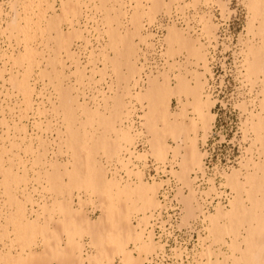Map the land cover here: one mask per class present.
I'll use <instances>...</instances> for the list:
<instances>
[{"label":"rangeland","instance_id":"374dc122","mask_svg":"<svg viewBox=\"0 0 264 264\" xmlns=\"http://www.w3.org/2000/svg\"><path fill=\"white\" fill-rule=\"evenodd\" d=\"M66 1L68 0H20V5L14 8L15 0H0V43L2 42L0 47L2 45L6 48L0 51V216L2 215L0 219L4 222L0 227V246L14 239L17 249L20 250L18 253L27 257L30 251L37 246L38 241L44 248L47 242H52L55 246H66L69 241L74 240L85 245L86 253H94L92 237L88 233L81 230H68L57 232L56 235L50 234L57 223L70 220L65 209L68 203H71L70 200L74 199L76 209L82 208L90 212L89 216L94 221L101 215L95 196L85 192L84 189H78L77 186L65 187L69 178L63 170L66 166L70 169L71 165H74L73 156L74 153L76 155L77 148L82 147V140L83 143L87 140L88 144L84 143L85 146L88 145L87 149L93 146L92 150H88L93 163L89 164L91 167L94 166L93 169L98 166L109 169L110 162L114 161L115 155L111 156L113 153L109 152V147H107L108 151H105L104 146L98 145L100 137L102 142L105 138L110 142L109 144L119 142L118 145L122 146L121 155L126 152L124 151L126 148L133 149V146L123 141V133L120 134L118 131L121 129L122 122H126L125 118L131 117L133 111L137 112L133 113L132 117L138 114L141 118V116L145 117L149 109V103L143 100L141 94L145 92L139 91L141 94H138L139 98L136 94L139 88L134 87L136 81L141 80L140 74H143V68L140 70L141 48L145 46L150 48L152 45L149 44L151 38H143V35H148L145 30L147 24L152 26L153 34L161 28L163 39L165 37V48L162 57L160 56L163 65L159 72L165 69L166 73H164L167 76L163 74L162 77L158 72H156L158 75L154 73L150 76L157 75L154 79L159 78L161 82H164V79H169L170 75L173 83L174 78L180 75L187 77L192 83L196 82L197 77H200L201 81L204 80L202 83L206 80L205 95H211V100L215 101L211 109L215 115V121L207 139L203 142L202 132L198 141V148L205 155L203 157L204 173L197 170V174H194L191 171L190 176L192 179L197 178L196 189L198 188L200 193L206 192L205 195L202 194L204 212L214 213L218 203L228 206L230 199L236 196L232 185L228 183L229 177L234 173L232 171L238 170L241 174L240 180L244 182L248 173L253 175L252 170L256 172L260 163L264 162L261 146L254 141L256 137H253L255 134L251 131L253 123L258 121L259 112V116L263 114L264 75L261 72L262 74L255 76L256 79L255 77L249 79L246 75L248 63H245L248 50L256 47L259 50L262 47L260 45L264 43L262 41L261 44L264 38L260 37L264 34L258 31L261 20L256 19L251 14L253 12H250L252 1L156 0L153 4L146 0H70L78 8V13L66 18L61 17L59 20L52 18L53 23L49 26L50 18L55 15L54 11L60 14ZM22 2L26 6L29 4L28 12L25 11ZM138 2H141V5ZM40 7L46 9L45 21L40 20ZM208 14L212 16L211 20ZM15 16L18 17L17 21L23 28L30 25L35 29L39 20L45 30L37 32L36 35L30 33L31 31L29 34L22 30L19 31L11 25ZM202 16L205 18H201ZM253 16L254 19H252ZM84 17L88 20H82ZM46 20H49L48 23ZM83 21L85 24L82 26ZM173 25L177 27L176 29H182L181 32L184 30L175 40L176 42L169 35L170 29L174 28ZM251 25L254 27L250 28ZM75 30L82 33L80 39L74 35L69 36ZM134 31L135 35H133ZM126 32L133 35L130 40L128 39L129 42L132 39L130 43L127 39L125 42L120 40ZM124 36L126 37V34ZM146 40L147 42L143 45V41ZM96 41L98 44L95 46L93 43L96 44ZM78 43H82L78 45L81 46L80 51L86 52L83 55L86 59L83 61L74 50ZM28 47L38 52L33 60L25 56ZM189 52L193 57L189 56ZM203 60H207L206 66ZM13 76L17 82L13 81L11 78ZM20 81L25 82L24 89L18 86L17 83ZM140 90L143 89L140 88ZM84 100L88 104L80 106V103L85 102ZM65 101H68L66 102L68 105L64 103ZM172 102L173 111H176L177 99L174 98ZM88 109H90L89 112H87ZM92 110L91 114H94L96 110L98 114L95 116L103 114L100 116L103 118L88 117ZM253 115L255 121L250 118ZM91 116L94 117V115ZM68 130L74 139H80L79 137L83 136L81 141L74 140L76 142L74 147L78 146L75 149L69 145ZM85 134H87V139ZM140 137L143 138V143L148 142L144 136ZM140 137L136 138L140 139ZM166 142L170 148L164 158L158 157L153 152L145 157L138 156V152L143 154L148 147L144 151L136 152L137 154L132 157L129 156L133 163H129L130 166L127 165L129 169L138 172L136 169L141 168L135 166V169L133 164L147 165L150 161L147 173L159 178L158 181L162 184L160 200H163V193L168 192L166 196L178 204L180 211L175 227L170 230L172 236L163 240L164 249H157L158 256L154 253L146 264H206L208 259L200 254L205 248L201 247L199 234L203 237L208 235L205 230L208 222L202 221L201 223L200 220L204 218L200 215V218L192 221L190 226H179L182 217L180 208L182 207L174 198L178 184L182 185L180 183L182 181L179 180L180 175L176 174L180 170V156L177 154L179 152H177L178 143L172 137ZM253 142H255L254 145ZM125 154L128 155V153ZM135 156L139 158L136 159ZM110 159L113 160L110 161ZM56 163L60 166L58 167ZM120 164L115 165L119 167L120 175L122 172L125 173L121 176L127 180V169H125L127 166ZM154 164L159 169L162 168L163 172H155ZM254 164H256L255 167ZM90 171L95 173L91 168L89 174ZM258 171L261 174L260 170ZM93 175L94 179L98 180L95 178L98 174ZM133 176L131 178L136 180L134 182H138L139 176L136 174ZM147 179H149L148 175ZM147 179L146 182H149ZM59 180L61 181L58 182ZM79 194H81V200L77 198ZM74 204L71 203L72 206ZM96 205L98 209H95ZM40 206H42L40 223L48 230L44 235L30 227L28 223L32 222L26 218L28 210L31 212L33 208L32 210L36 212V209L40 210ZM141 206L142 204H139L138 208L140 209ZM154 212L156 211L150 212L149 216ZM35 216L36 214L33 213V219ZM136 220L138 218L134 219V224L137 226ZM243 228L237 230L244 234ZM234 229L233 227L232 231L237 233L238 231ZM232 234L223 235V241H219V244H211L212 250L216 253L215 257H212L213 264L217 260L223 261L232 252H229L231 248L227 249L230 244H235L233 240L236 236ZM236 239L235 242L240 244L241 240L238 237ZM210 243L214 242L210 240L207 245L210 246ZM238 246L242 247L243 244ZM129 247L137 255L133 243H130ZM179 252L181 255L177 256ZM236 253L239 255V251ZM114 262L121 264L119 258L114 259ZM0 264L3 263L0 261ZM84 264H89V262L85 261Z\"/></svg>","mask_w":264,"mask_h":264},{"label":"bare ground","instance_id":"6f19581e","mask_svg":"<svg viewBox=\"0 0 264 264\" xmlns=\"http://www.w3.org/2000/svg\"><path fill=\"white\" fill-rule=\"evenodd\" d=\"M146 1L147 2L149 1L150 3L156 2V0H146ZM197 1L199 0H196V2ZM250 1H252V4H251L252 11L250 10V12H253L251 14L254 15L256 19L261 20L259 21L261 22L260 24L261 26L260 25L258 26V28L260 27L258 31L264 34V0H250ZM13 3H14L13 7L15 8V6L20 5V0H17V1L15 0V2ZM22 3L21 4L24 5V2ZM24 6H25L24 7L25 11L27 10L26 12H28L27 6L26 5ZM62 7L63 8L61 9L60 14L57 13V11L56 12L54 11L53 14H55L54 15L55 17L54 16L51 17L50 21L46 20L47 23L49 21V26H51V24L53 23L52 18L54 20H59L61 17L66 18L70 15L78 13V8L70 0L66 1V3ZM39 16H40L41 21L46 19V9H43L40 7ZM204 16H202L201 18L204 19L205 18ZM209 16L211 17L210 18L211 20L212 16L211 15ZM254 16L252 17V19H254ZM17 20H18V17L15 16L13 18V22L11 23L12 27H14L17 30L19 29V31L22 30L27 34H29V32L31 31L30 33H33L34 35H36L37 32H43V30H45L42 28L39 20H38L39 23H36L35 27L37 28L35 29H33L30 25H27V28L25 27L23 28L21 23L18 22ZM82 20H88V19L84 17ZM83 24H85V21H83L82 26ZM203 24L206 25V23H203ZM173 27L174 28H172L171 26L172 29H170L169 35H170V38H172V40L175 41L178 39V37H180V35L184 32V30L183 32H181L182 29L181 30L176 29L177 27L175 25H173ZM251 27L253 28L254 25L253 26L251 25L250 28ZM145 30H147L146 32L148 33L146 34L148 35H145V36L143 35V38L145 39L151 38V43L149 44H152V45L150 48H146V51L142 48H141L142 51L141 50L140 51L141 53L144 54L145 62H147L148 59L146 58L145 53L148 52L150 49L154 48V44L152 40L154 35L152 33L150 34L149 33L150 31L148 29H145ZM179 30L181 33L179 32ZM251 30L253 31L254 29H251ZM135 31L137 32L136 29ZM135 31L133 32V35H135ZM128 32L130 33L131 31H128ZM125 34H126V37L124 36ZM125 34L123 35L124 38L123 36L122 38L120 37V40L122 39L121 41L125 42L128 39L130 40V38L133 37L132 34H128L127 32ZM71 35H74L76 38H79V39L82 37V33H80L78 30L77 31L75 30L72 34H69V36ZM137 35L138 34L136 33V36ZM260 37L264 38V35ZM164 40H165V37H164ZM262 41L264 42V39L261 40V44H262ZM144 42L146 43L147 40L143 41V45L145 44ZM0 44H2V42ZM81 44L79 43L76 44L75 49H74L75 52H77L80 55L79 57H81L82 52L80 51V48H79L81 46H78V45H81ZM260 46L262 47H260L259 50L256 49L258 47L252 48V49H250L251 48L250 47L249 48L250 51L248 50L249 53L248 52L246 53V55L248 54L247 55L248 57L245 56V63H248L247 64L248 66H246L247 67L246 75L248 76L249 79H251L252 77L258 76L261 72L264 75V55H262V53H264V43L263 45H260ZM67 48L68 47L66 46V50ZM253 49L254 50L256 49L257 51L256 50L254 51ZM2 50H6V48H4L1 45L0 51ZM25 53H26L25 56L27 55V57H30V59L33 60V58L37 55L38 52L36 49H31L30 47H28ZM162 54H163V51H162ZM189 54H190L189 56H192L190 52ZM205 54H202V55H205ZM202 62L206 66L207 60L205 61L203 60ZM140 64H141L140 70L143 68L142 72L145 73L146 75L144 78L143 74H140L141 80H137L134 87L138 86L139 88L138 92L136 93L137 95L140 94L139 91L145 92L144 94L143 93L141 94L143 96V100L149 103L148 105L149 109L147 107L148 112L145 113V117L141 116L142 118L141 120L138 114H135L132 117L133 113L137 112V111L135 112L133 111L131 114V117L129 116L125 118L127 121L122 122V126L120 130H122L123 132H119L120 130L119 131L117 130L118 133L120 134L123 133L122 134L123 141H125V143L130 144L129 146L131 147L133 146V149L126 148V150L124 151H126L125 153H128V155L125 153L121 155L120 152L122 153V150H121L122 146L121 144L118 145L119 142L118 144L117 142L109 144L110 142H108L107 139L103 138L106 141L103 140L102 142L101 141L102 138L100 137V140L98 141L99 144L96 141L97 144L99 146H104V149L106 148L105 151L110 150L109 152L113 153V154L110 153L111 156L115 155L113 158L114 161L116 160L115 158H117V160L115 162L113 161V163L110 162L109 164V166L111 167V169L109 167L110 170L107 169L106 167L103 169L101 166H100L101 168L98 166L99 169L98 167L96 169L95 168L93 169L94 166L91 167L90 165L92 163L90 160V157L92 158V156H90V153L88 151L90 149L92 150L93 146L90 148L88 147L87 149L86 147L88 145L85 146V144H88V142L86 143L87 140L84 141L85 143L84 144L82 140L83 138H81L83 136H80L79 134L80 139L78 138L77 139L79 141L82 140V144H81L82 147L77 148L78 150L76 149L77 150L76 155L74 153V156H73L75 160L74 165L72 164L70 169H68L67 166H66L67 168L66 167H64L65 169L63 168L64 169L63 171H65L64 174H66L69 178L68 179L69 181L65 185V187L66 186L67 187L77 186L78 189H84L85 192L91 193V195L95 196L97 199L96 204L98 203V208H100L99 210L101 211V215L98 217L97 220L94 221L89 216L90 212L88 213V211L82 208L76 209L74 207L76 206L74 204V199L70 200L71 203L74 205L72 206L71 203L69 202L65 208L70 220L57 223L56 227L54 228V231H50V234L56 235L57 232H61V231L67 232L68 230L70 231L71 230H81L84 233H88L92 237V241H93L92 245L94 246V249H95L94 253L93 252H92L93 254L89 252L86 253L85 245L80 242L74 241V240L69 241L66 244V246L65 245L55 246L52 242H47L44 248L41 247L40 241H38L37 246L34 248V250L33 251L31 250L30 253L27 255V257H24L23 254L18 253L20 250L17 249L15 240L10 239L9 242L7 243L5 242L3 246H0V261L3 264H84L85 261H88L89 264H115L114 259L116 258H119L121 260V264H146L147 262H149V258L152 257L154 253H156L157 249H161V250L164 249V245H162L163 241L160 238H159V241H156L158 239L156 238L154 234V228L158 224H160L161 228H163V226H165L167 223L170 224L172 222V216L169 213V210L173 209V206L170 204L175 201L171 200L168 196H166V193H163L162 195L164 200L162 201L160 200L159 195H160L161 187H162L161 181H158L159 178H156V177H151L150 179H147L146 168L148 167V163L150 161L147 163V165L145 164L146 166L144 165V163L133 164L134 168L135 166L136 168L138 166L142 169L141 170V169L135 168L136 171L138 172H135V170L129 169L127 165L129 163L130 164L133 163L131 161V157L133 155H136L137 154L136 152L144 151L148 147L149 148L148 150H146L145 153L141 154L138 152V156L145 157L151 154V152H153L158 157L164 158L170 148V146L166 142V140L170 137H172L178 143L177 152L178 151L179 152L177 154L180 156V162H179L180 170L178 169L179 171L178 172L175 171V172L176 174L178 173L177 175H180L179 180L182 181L180 183H182L183 185L182 186L181 184H178L177 191L174 196L175 200H177L178 203H180L182 207L180 208L182 211V217H181L179 226H190L192 221H196L200 218V215L202 218H204L203 220H200L201 223L202 221L208 222L207 224L208 227L205 229L208 232V235L206 237H203V235L199 234V241L201 243V247L205 248L203 249V252L201 251L202 253L200 252V254L202 257L206 256V258L208 259L207 260L208 262L206 264H213L212 257L213 256L215 257L216 253L214 252V250H212L213 248L212 245L216 243L219 244V241L222 240L223 235L232 234V232H234L232 231L233 227L236 230L237 229L239 230V228L241 229V227H244L243 228L245 230L244 234H241V232L238 230L237 231L240 233L238 232L235 233L236 232L235 231L232 234V235L235 234L234 235V237L236 236L235 239L238 237L242 242L240 241V244H239L237 243V241L235 242V239H234L233 242L235 244L233 245L230 244L229 245L230 247L227 245L228 246L227 249L229 248L232 249V250L229 249V252L230 251L232 252L229 255L226 254L227 257H225V254L223 253L224 256L222 257L223 258L225 257L223 261L217 260L218 259V256H217V259H216L217 261H215L214 264H264V162H262V164L260 163L261 166L259 165V169L258 167L256 168L260 170L261 174L258 173L259 172L258 170H256V172L252 170L254 174L251 175V173L249 172L244 182L240 180V175H241L240 172L238 170H233L232 173L233 172L234 173L232 175L230 174L231 176L229 177L228 183H230V186L232 185L231 187L233 188V191L235 192L236 196H233V198L230 199L228 206H224L218 203V205L216 206L214 210V213L204 212V208H203L204 207L203 205L204 196L202 197V194L204 192L200 193V191L197 190L198 188L196 189L195 181L197 180V178L195 177V179L194 178L192 179V177L190 176V173L191 171H193L194 174L195 173L197 174L196 172L197 170L201 172L204 171L203 157L205 155L202 152H200L198 148V141L200 138V134L202 132H203L202 134L204 137V138L202 137L204 139L203 142L207 139V136L211 132L214 121H215V115L211 112L212 107H214L215 105V101L213 102L211 100V95L210 96L205 95L204 87L206 85L205 83L206 80L204 83H202L204 80L201 81L200 77H197L195 74V77H197L196 82L192 83L190 80L187 79V77L180 75L178 77L176 76L177 78H174L175 82L173 83L172 82L173 78L170 77L169 75L168 76L169 79H164L165 78L164 77L163 78L164 82H161L159 78L158 79H154V78H157L156 76L158 74L162 75V77L166 75L165 69H164L165 71L163 70L162 72H159L160 70H157L156 72H158V74L153 71H149L148 73H146L145 71L146 66L142 62H140ZM205 66L203 67V69L205 68ZM169 72L170 71L168 70V73ZM154 73H156L157 75L150 76L151 74H154ZM200 74L202 75L203 73H200ZM198 76L200 75L198 74ZM11 78L13 79V81H15L14 76ZM138 79H139V76H138ZM17 84L20 87V89L25 88V82L20 81ZM140 88L143 90H140ZM174 98L177 99V104H178V107L176 106L177 107L176 111H173V108H172V103H173L172 101ZM68 101H65L64 103ZM86 102L87 101L84 102L85 104L80 103V106L81 105L86 106V104H88V102L87 103ZM89 110L90 109H88L87 112H89ZM96 110H94L95 111L94 114H91L93 113V110H92V112H90L88 117L94 119L95 117L98 116L99 118H101L100 116L103 114H100V116L99 115L95 116V114H98L97 112L98 110L97 111ZM190 112L192 116L190 115ZM262 112H263L262 115L259 116L260 112L257 115L258 119L255 118L258 121L256 120L257 122L253 123V125L251 124L252 125L251 131H253L252 133L255 134L253 137H256L254 141L260 144L261 146L260 149H262V152L264 155V107H263ZM91 115H94V117ZM136 116L138 118H136ZM250 118L253 119L254 115L253 117H250ZM251 121H249V123H251ZM245 127L247 128V125H245ZM68 135H69L68 141L70 142L69 145L70 146L72 145L71 146L72 148L75 146L74 143H76L74 142V140L77 141V139H74L72 137L73 135L70 136L69 130H68ZM85 135L87 139V134ZM141 135L144 136L146 139H148V142H145V143H148L149 145H146L145 143H143L144 147L142 149H138L137 146L135 145H138L139 142H143L142 141L143 138L140 137ZM136 137H140V139H137ZM29 138L31 140V137ZM106 142L108 145L106 144ZM255 142H253L252 144L254 145ZM78 144L80 146V142ZM76 147H74V149ZM107 147H109V149ZM129 156L131 157L129 158ZM138 156H135L136 159L139 158ZM112 160L110 159V161ZM249 160H252V159H249ZM119 163L127 166V168L122 166V168H125L128 170V171L126 170L127 176H128L127 180H124V177H122L123 174L125 173L122 172L121 173L122 176H121L120 172L118 171L119 167L115 165V164L119 165ZM256 164H254V167ZM57 166L59 167L60 164L59 165L57 164ZM154 166L157 172L159 171L163 172L162 168L159 169V167H157L156 164H154ZM90 168L94 170L95 173L93 171H90L91 173L89 174ZM143 171H144L145 177H144ZM109 172L111 173L110 175H109ZM96 173L98 174V176H96L95 178L98 180L94 179L93 174L96 175ZM135 174L139 176L138 182H134L135 179L131 178L133 175L135 176ZM19 179H22V178H19ZM146 179L149 180V182L152 181V183H149L148 181L146 182ZM60 181L61 180H59L58 182ZM172 182L173 181L171 180V183ZM56 188L58 187L56 186ZM26 194L30 195L28 193ZM80 196L81 194H79L77 198L81 200ZM139 204H142L140 209L138 208ZM41 207L42 206H40V210L38 211L36 209V212L32 210L33 208L31 209V212L28 210L26 214V218L28 219V221L32 222V223H28L30 224L29 225L30 227L35 228L39 234L44 235V234H47L48 230L47 228H43L42 226L43 224L40 223L42 220L41 219ZM98 208L96 205L95 209H98ZM153 210L156 212H154L153 214H151V216H149V213L152 212ZM33 213L36 214V216L34 217L35 219H33L32 217ZM137 218L138 220L136 221L138 223L136 222L137 223V226H136L134 224V219H137ZM165 218H167V220H165ZM6 221H7V218H6ZM176 222L177 221H175V223ZM3 224H4L3 220L0 219V227ZM210 240H212V242L214 243H210V246H209L207 244H209ZM130 243H133V245L135 246L134 250L135 249L137 250L136 251L137 255H135L134 251L130 249L129 247ZM226 243H223V244L226 245ZM241 243L243 244V246L239 247L238 245L241 246ZM138 245L140 246L138 247ZM206 245H207V248L205 247ZM238 251H239V255L236 253ZM15 253H18V254L15 255ZM180 255H181V252H179L177 256H180Z\"/></svg>","mask_w":264,"mask_h":264},{"label":"built area","instance_id":"2783aa9c","mask_svg":"<svg viewBox=\"0 0 264 264\" xmlns=\"http://www.w3.org/2000/svg\"><path fill=\"white\" fill-rule=\"evenodd\" d=\"M147 26H148V24L146 25V28L148 30L150 29L151 30L150 32L152 33V28H151L152 26H148V27ZM161 33H163L161 28L157 29L156 34L152 33L154 35V37L152 39L153 44H154V48L150 49L148 52L145 53L146 54L145 56L148 59L147 62H145L144 54L141 53V62L144 63V65L146 66V70H145L146 73H148L149 71L156 72L157 70H160V68L163 65V61L160 59V56L162 57V51H164L165 43H164V39H163V36ZM92 39L95 40L96 38H92ZM92 39H91V41H93ZM79 44H81V43H79ZM97 44H98V41H96V44L94 43L95 46ZM143 49L146 51V47H144ZM83 55H84V52L81 55L82 61L86 59ZM145 75L146 74L143 73L144 78H145ZM143 147H144L143 142H139L137 145V148L142 149ZM147 169H148V167L146 168V173H147ZM155 172H157V171H155ZM147 175L149 176V179L151 177H155V176H152L148 173H147ZM166 194H168V192H166ZM163 200H164V198H163ZM170 205L173 206V209L169 210V213L172 216V222L170 224L167 223L165 226H163V228H161L160 224H158L154 228V234L158 240H159V238L162 241L167 240L168 238H170L172 236V235H170L172 233V232H170V230L175 227V224H176L175 221H177V219L179 218V212L180 211H179L178 204L176 202H173Z\"/></svg>","mask_w":264,"mask_h":264}]
</instances>
